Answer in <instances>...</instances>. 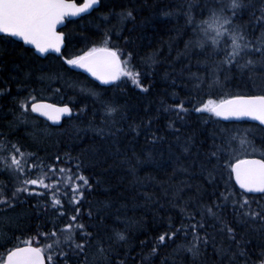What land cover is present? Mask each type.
Segmentation results:
<instances>
[{"label":"trees","instance_id":"obj_1","mask_svg":"<svg viewBox=\"0 0 264 264\" xmlns=\"http://www.w3.org/2000/svg\"><path fill=\"white\" fill-rule=\"evenodd\" d=\"M206 2L101 0L99 8L90 15L66 22L64 57L81 55L91 47H103L104 33L108 32L111 36L108 46L132 53L131 65L140 72L141 83L148 87L146 93L128 80L119 89L102 87L65 65L61 56L37 58L23 44L0 36V89H6L0 94V140L6 137L22 150L35 153L45 164L55 163L59 155L58 166L70 168L72 173L77 172L79 164V171L91 184L78 207L82 222L96 239L85 253L70 254L67 264H259L264 259V222L239 217L230 201L218 211L213 208L219 219L204 214V228L199 235L207 234L208 243L201 242L198 255L193 256L185 247L192 243L191 229H187L186 236L177 233L158 246L155 253L151 251L160 234L189 223L182 208L187 207L188 213L196 212L199 220V209L221 203L219 193L225 191L227 172L221 170L225 179L217 176L215 183L209 181L207 172L216 164L211 153L226 139L223 130L228 135L235 130L247 131V139L256 151L251 148L238 151L240 158H264V128L228 123L192 110L209 97L264 94V71L260 65L255 72L234 69L227 81L221 76V87H208L214 63L223 54L213 55L210 47L205 51L185 48L189 39L197 38L192 25L186 24L187 4L192 3V14L199 21L207 16L206 11L202 12ZM245 2L248 6L238 13L236 23L244 26L255 45L264 33V20L259 19L264 0ZM124 9H132L135 19L127 21L117 36L114 14ZM169 11L174 14L165 15ZM109 13L112 15L105 20ZM250 58L258 60L259 53ZM192 73L203 78L199 87ZM89 89L100 93L101 99L120 105L121 112L106 117L101 99L90 95ZM29 93L37 101L68 104L73 109L71 117L59 128L31 113L27 122L22 121L18 101ZM181 101L189 108L188 114H181L182 120L172 108ZM149 120L151 125L147 126ZM169 123L174 128H169ZM133 124L140 125L139 134L129 130ZM96 129H103L104 134ZM153 133L161 139L153 141ZM232 147L238 149L239 142ZM185 148L189 151L185 152ZM65 154L72 159L65 160ZM3 155L7 153L0 152ZM0 182L7 191L12 188L13 178L3 171ZM231 184L238 190L234 181ZM48 199L23 195L12 207L0 204V228L18 238L7 245L9 250L35 237L37 226H42L40 230L45 232L51 228L50 221L57 213L50 205L45 209ZM63 199L62 210L66 215L74 214L73 206L67 203V198ZM250 199L264 205L260 196ZM252 207L257 208V203ZM63 222L60 219L59 223ZM225 222L234 229L235 239L224 230ZM116 232L123 233L126 240L118 241ZM97 241L104 253L98 251ZM4 254L5 249L0 248V255Z\"/></svg>","mask_w":264,"mask_h":264},{"label":"snow or ice","instance_id":"obj_2","mask_svg":"<svg viewBox=\"0 0 264 264\" xmlns=\"http://www.w3.org/2000/svg\"><path fill=\"white\" fill-rule=\"evenodd\" d=\"M101 5V0H0V34L2 39L18 38L25 45H31L36 53L44 55L48 53L60 54L63 62L71 68L83 69L90 73L96 81L101 85L110 86L119 89L125 80L139 88L143 92H148V87L141 83V74L131 65L132 53H124L120 49L108 46L111 36L108 32L104 33L103 47H91L84 51L81 55L71 58L63 56L62 48L65 43V34L58 31V26L64 24L69 17H78L82 14H90ZM211 5V6H210ZM248 5L245 0H207L204 4L202 12L206 11V18L196 21L192 14V3L187 4L186 24L192 25V31L196 35V39H189L185 43V48H199L202 51L211 48L213 55H220L222 58L215 61L212 68L211 83L209 88L221 87L224 81L230 79L233 70L244 72L249 70L255 72L256 66L260 65V70L264 71V33L257 39L255 45L248 38L244 26L236 23L238 13L245 9ZM169 11L165 15H173ZM109 13L104 16L108 20ZM117 24L114 25L117 36L123 25L130 20H134L132 9H124L119 13H115ZM260 20H264V9L261 10ZM223 45V47H221ZM259 53V59L250 58L252 54ZM124 56L125 59L121 57ZM39 58V57H37ZM151 59V58H149ZM206 62V61H205ZM198 81L197 87L204 83L203 78L196 73L191 74ZM44 77H41L43 79ZM84 89H82L83 91ZM6 89H0V94ZM89 94L101 99L100 93L93 89H89ZM21 109L20 117L27 122L30 113H38L39 116L45 117L48 121L58 124L65 115L71 116L72 107L68 104L58 106L57 104L37 102L35 95H29L18 101ZM102 107L106 117H113L121 112V106L111 100L101 99ZM192 103V101H189ZM176 110L179 119H183V115L188 114L189 108L185 107L183 101L172 106ZM198 113H208L211 117L223 118L229 120L232 118H251L258 121L264 126V94L261 95H229L224 98L214 99L209 97L203 101L200 106L192 109ZM116 121L113 119L112 121ZM143 123V122H142ZM151 125V121L147 122V126ZM169 128H174L169 123ZM140 125H129V130L139 134ZM179 131V129H174ZM96 131L104 134L103 129ZM120 131V129H118ZM222 145L216 146V151L211 153V157L215 158L216 164L212 169L208 170V179L215 183L217 176L225 179L221 170L227 172L225 179V191L219 193L221 203L213 205H205L199 209L201 219H196V212L188 213L187 207L181 211L186 214L189 223L181 224L180 228L175 231H166L160 234L156 239V245L151 249L155 253L157 247L166 243V240H172L177 233L183 232L186 236L187 229H191L193 237L192 243L185 247L193 256L199 254V245L203 242L208 243V236L199 235V230L204 228L203 216L207 213L210 216L218 217L217 211L227 204H232L236 214L247 220H257L264 222V205L250 199V194H260L264 199V158H240L238 151H245L251 148L256 151L251 141L247 139L248 133L235 130L231 135L227 134ZM153 133V141L159 140ZM239 142V148H233L232 145ZM10 145V147H9ZM227 145V147H225ZM189 151L188 148L184 149ZM0 152H6L7 155L0 156V163L3 167L0 172L7 171L13 178L12 188L6 191L3 182H0V204L12 207L14 202L18 201L23 195L28 197H48V203L45 209L50 205L57 217L50 221L51 228L48 231H42V226H37L38 230L35 237H29L23 241V246L15 245L10 250L7 245L15 236H9L3 228H0V248L5 249V254L0 255V264H67L71 258L70 254L81 255L85 253L92 241L96 239L92 232L88 231V226L82 222L80 217V209L78 205L84 199V192L91 188L89 179L80 171V165L77 164V172L72 173L70 168L58 166L61 157H55V163L45 164L43 160L36 156L35 153H28L21 147L10 141L0 140ZM264 156V152H262ZM68 154H65V160H71ZM186 171V169H184ZM35 172V176H33ZM234 178V185H238V190L232 186L231 182ZM35 186V187H34ZM38 189H40L38 191ZM73 206L74 214L66 215L62 210L64 199ZM256 202L257 208H253L252 204ZM213 208L217 211H213ZM259 209V210H257ZM91 216V212L88 213ZM60 219H64L60 224ZM192 221H195L194 223ZM171 228V225L169 226ZM224 230L227 231L231 239H235L234 229L226 222ZM118 241H125L126 237L121 232L115 233ZM79 237V239L77 238ZM41 238L44 243L41 244ZM40 244V246H33ZM97 248L100 253H104L105 249L97 241ZM243 254V252H241ZM264 256V253H262ZM122 264V262H121ZM259 264H264L261 259Z\"/></svg>","mask_w":264,"mask_h":264},{"label":"water","instance_id":"obj_3","mask_svg":"<svg viewBox=\"0 0 264 264\" xmlns=\"http://www.w3.org/2000/svg\"><path fill=\"white\" fill-rule=\"evenodd\" d=\"M98 8H99V6H98L96 9H98ZM96 9H95V10H96ZM93 11H94V10H93ZM93 11H91L90 14H91ZM90 14H82L81 16H78V17H69L68 19L65 20L64 24L58 26V29H57V30H58V31H63V29H64L65 26H66V22H67V21L77 20V19H80V18H82V17L88 16V15H90ZM0 36H3V34H0ZM11 39H13L15 42H18V43L23 44L26 48H29V49H31V50H33V51L35 52L34 48H33L31 45H25V44L23 43V41H20L18 38H11ZM64 48H65V43H64V47L62 48V52H63ZM35 55L38 56V57L41 58V59L46 58L48 55H55V56H57V57H60V54H57V53H51V52L48 53V54H44V55H41V54L36 53ZM70 68H71V66H70ZM71 69L74 70V71H76V72H78V73L84 74V75L87 76L90 80H92L93 82H95L96 84H98V85H100V86H102V87H109V86H106V85H101L99 81H96L95 78L92 77L90 73L85 72L83 69H78V68H71ZM37 102H45V103L56 104V103L49 102V101H37ZM57 105H58V106H63L64 104H57ZM70 107H71V106H70ZM31 114L34 115L35 117L39 118L40 120H43L44 122H46L47 124H49V125H50L51 127H53V128H59V127H61L62 124L64 123V121H65L66 119H68V118L71 117V116H67V115H65L64 117H62L61 121H60L58 124H54L52 121H48L45 117H41V116H39L38 113H31ZM218 119H220L221 121H224V122H228V123H238V124H241V123H248V124L257 125V126H260V127L264 128V126H261V125L259 124L258 121H254V120H252L251 118H247V117H245V118H241V119H235V118H232V119H229V120H224L223 118H218ZM252 158L260 159L259 157H250L249 159H252ZM233 181H234V178H233ZM235 186H236L237 189H238L239 186H238V185H235ZM250 196H260V194H258V193H257V194H250Z\"/></svg>","mask_w":264,"mask_h":264},{"label":"rangeland","instance_id":"obj_4","mask_svg":"<svg viewBox=\"0 0 264 264\" xmlns=\"http://www.w3.org/2000/svg\"><path fill=\"white\" fill-rule=\"evenodd\" d=\"M129 81V80H128ZM60 167H63V166H60ZM35 187V186H34ZM38 190H40V189H38ZM23 246V245H22Z\"/></svg>","mask_w":264,"mask_h":264}]
</instances>
